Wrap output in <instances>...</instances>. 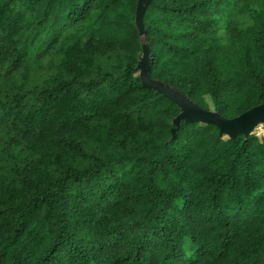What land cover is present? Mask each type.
Returning <instances> with one entry per match:
<instances>
[{
    "label": "trees",
    "instance_id": "16d2710c",
    "mask_svg": "<svg viewBox=\"0 0 264 264\" xmlns=\"http://www.w3.org/2000/svg\"><path fill=\"white\" fill-rule=\"evenodd\" d=\"M138 3L0 0V264H264V136L176 125ZM144 21L152 78L226 118L264 102V0Z\"/></svg>",
    "mask_w": 264,
    "mask_h": 264
},
{
    "label": "water",
    "instance_id": "95a60500",
    "mask_svg": "<svg viewBox=\"0 0 264 264\" xmlns=\"http://www.w3.org/2000/svg\"><path fill=\"white\" fill-rule=\"evenodd\" d=\"M152 0H139L137 8V25L140 31L141 43L143 48V59L138 68L141 71L143 83L163 93L181 108L182 112L175 119L176 125L180 126L182 121L211 123L220 128L222 134L238 136L239 134L249 135L251 129L258 123L264 122V102L254 106L235 118H226L217 111L207 110L199 103L186 95L178 87L166 81L152 78L151 76V56L152 46L147 37L145 27V13Z\"/></svg>",
    "mask_w": 264,
    "mask_h": 264
},
{
    "label": "rangeland",
    "instance_id": "374dc122",
    "mask_svg": "<svg viewBox=\"0 0 264 264\" xmlns=\"http://www.w3.org/2000/svg\"><path fill=\"white\" fill-rule=\"evenodd\" d=\"M208 101L210 102L211 104V108L213 109L214 106L213 104L211 103L210 99H208ZM175 121V120H174ZM252 133H256L258 134L259 136H264V122H260L258 124H256L252 129H251V134Z\"/></svg>",
    "mask_w": 264,
    "mask_h": 264
}]
</instances>
